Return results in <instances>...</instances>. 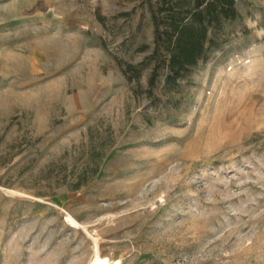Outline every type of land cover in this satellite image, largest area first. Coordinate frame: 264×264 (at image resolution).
I'll return each instance as SVG.
<instances>
[{"label":"rangeland","instance_id":"rangeland-1","mask_svg":"<svg viewBox=\"0 0 264 264\" xmlns=\"http://www.w3.org/2000/svg\"><path fill=\"white\" fill-rule=\"evenodd\" d=\"M236 4L155 100L115 59L152 52L144 0L0 1V264H264V0Z\"/></svg>","mask_w":264,"mask_h":264},{"label":"trees","instance_id":"trees-1","mask_svg":"<svg viewBox=\"0 0 264 264\" xmlns=\"http://www.w3.org/2000/svg\"><path fill=\"white\" fill-rule=\"evenodd\" d=\"M1 1V0H0ZM153 25V48L149 58L133 63L115 57L135 91L160 100L156 90L173 94L183 81H189L200 63H207L225 45L223 31L239 13L236 0H144ZM98 21L107 27V16L98 12ZM148 46L142 44L141 50ZM151 68L148 83L143 72Z\"/></svg>","mask_w":264,"mask_h":264},{"label":"bare ground","instance_id":"bare-ground-1","mask_svg":"<svg viewBox=\"0 0 264 264\" xmlns=\"http://www.w3.org/2000/svg\"><path fill=\"white\" fill-rule=\"evenodd\" d=\"M70 222L72 225L76 226H81L80 223H78L74 218L70 217ZM91 264H110V260L108 257H102L99 255V252L96 251L95 257L93 258Z\"/></svg>","mask_w":264,"mask_h":264}]
</instances>
